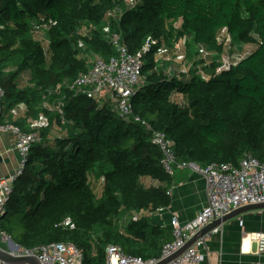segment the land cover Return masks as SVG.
Returning <instances> with one entry per match:
<instances>
[{
    "label": "trees",
    "instance_id": "trees-1",
    "mask_svg": "<svg viewBox=\"0 0 264 264\" xmlns=\"http://www.w3.org/2000/svg\"><path fill=\"white\" fill-rule=\"evenodd\" d=\"M115 5L121 14L111 29L121 33L130 53L148 36L167 47L188 38L189 61L192 46L209 53L206 60L193 59L188 74L169 76L175 63H156L153 47L143 58L131 113L123 116L115 102L69 87L87 71L91 54H115L102 31ZM41 18L53 22L46 53L31 33ZM222 28L233 43L255 47L215 73ZM58 85L59 93L49 94ZM0 87L5 115L17 104L26 106L24 117L14 121L22 130H29L28 119L48 120L13 184L0 231L27 249L72 242L82 264H106L109 244L127 255L158 258L173 234L151 216L169 206L172 176L160 165L152 130L174 141L178 160L201 167H237L245 153L264 163V0H137L133 7L124 0H0ZM44 101H61L63 119L42 108ZM54 124L61 133L51 135ZM67 217L74 228L62 225Z\"/></svg>",
    "mask_w": 264,
    "mask_h": 264
},
{
    "label": "built area",
    "instance_id": "built-area-1",
    "mask_svg": "<svg viewBox=\"0 0 264 264\" xmlns=\"http://www.w3.org/2000/svg\"><path fill=\"white\" fill-rule=\"evenodd\" d=\"M136 1L124 0V3L133 7ZM120 14V6L115 5L106 13L105 24L102 29L105 38L114 47L115 54L109 58H104L99 54H91L87 71L80 73L69 87L76 94L88 93L98 102L104 100L115 102L119 114L123 116L131 113V98L143 82V58L153 47H156L154 52L156 63L164 61L175 63V66L172 64L174 67L169 65L167 69L169 76H177L180 73L188 74L190 65L184 61L185 37L174 40L172 46L167 47L165 42H159L158 39L148 36L139 51L130 53L123 43L121 33L111 29L112 20H118ZM52 23L51 20L46 22L41 18L31 24L32 37L40 42L45 53L49 48L46 31ZM179 24L180 20L174 22L175 27ZM85 27L82 26L79 31L85 30ZM216 39L222 46V52L217 60L219 64L215 73L235 65L250 51L251 45H254L238 43V46H246L248 49L235 51L237 45L232 42V38L225 28L217 31ZM197 49V58L206 60L208 51L199 44ZM59 91L60 86L58 85L54 90H49V94L59 93ZM4 96L5 91L0 87V119L4 117L3 122H0V130L13 133L18 161L14 171L0 178V217L7 212L6 204L12 193L13 184L26 166L31 146L40 140L39 129L48 124L47 118L40 115L36 119H28L27 127L29 130H22L14 121L24 117L26 106L20 103L10 109L9 117H5ZM42 108L59 113L63 119L61 101L55 105H50L48 101H44ZM135 120L140 121L138 117ZM141 122L145 124L144 121ZM150 141L161 151L160 165L165 173L173 176L176 170L189 169L204 178L206 204L194 218L185 223H181L176 216L171 217L169 227L172 230L173 240L163 246L158 258L143 259L138 256L127 255L120 246L109 244L105 248L106 264H155L159 259L169 256L182 247L185 241L214 219L221 218L241 206L264 203V163L256 159L251 153H245L237 167L225 163H210L201 167L193 162L178 160L175 155L174 141L168 138L164 132L152 130ZM167 194H171L170 189ZM62 225L74 228V223L69 217L62 222ZM220 229L221 227L217 226L210 234L220 233ZM207 236L197 240L166 264H200L203 258L200 247L205 243ZM250 236L256 242V253L264 256V232H254ZM0 238L2 242L7 243L8 249L12 247L11 242L13 240L9 234L0 231ZM11 250L16 255L35 256L40 264H82L83 261L82 252L72 242H51L31 249L19 246L17 249Z\"/></svg>",
    "mask_w": 264,
    "mask_h": 264
},
{
    "label": "crops",
    "instance_id": "crops-1",
    "mask_svg": "<svg viewBox=\"0 0 264 264\" xmlns=\"http://www.w3.org/2000/svg\"><path fill=\"white\" fill-rule=\"evenodd\" d=\"M254 47L251 45V49ZM9 116L8 112L5 117ZM51 135H54L53 132ZM14 144L13 133L0 130V178L17 167L18 155ZM170 190L169 206L151 216L152 222L157 225L168 227L173 216L185 223L206 204L205 180L189 169L174 172ZM220 227V233L208 235L200 247L203 255L200 264H264V256L256 253V242L250 236L254 232H264V209L245 212ZM245 241L247 250H244Z\"/></svg>",
    "mask_w": 264,
    "mask_h": 264
},
{
    "label": "water",
    "instance_id": "water-1",
    "mask_svg": "<svg viewBox=\"0 0 264 264\" xmlns=\"http://www.w3.org/2000/svg\"><path fill=\"white\" fill-rule=\"evenodd\" d=\"M264 209V203L257 204H249L245 206L238 207L237 209L232 210L231 212L225 214L221 218L214 219L206 226L197 231L194 235H192L187 241H185L184 245L180 247L178 250L173 252L167 257L159 259L155 264H166L177 257L180 253H182L185 249L193 245L197 240L203 238L206 235H209L210 232L217 226L249 211ZM12 247L4 249L0 246V263L2 264H40L39 260L35 256H26V255H16L12 252L11 249H17L19 245L14 241L11 242Z\"/></svg>",
    "mask_w": 264,
    "mask_h": 264
},
{
    "label": "rangeland",
    "instance_id": "rangeland-1",
    "mask_svg": "<svg viewBox=\"0 0 264 264\" xmlns=\"http://www.w3.org/2000/svg\"><path fill=\"white\" fill-rule=\"evenodd\" d=\"M188 38L186 39V42H187V44H186V49H185V52H184V61H185V63H188V65H189V63L190 62H192L193 61V59H195V60H197L196 58H197V52H198V49H197V46H192V48H193V52H192V60L191 61H189L188 60V58L186 57L187 55H188V53H189V46H188ZM235 45H237L236 46V48H235V51L236 50H239V51H242V50H246V49H248L246 46H238V43H236ZM196 48V50H197V52H196V50H195V48ZM215 56V54L212 56V57H214ZM211 57V58H212ZM52 132H53V134H59V133H61L60 132V129H59V127H57L56 126V124H54V127L52 128ZM98 189V188H97ZM0 246L2 247V248H4V249H7L8 248V245H7V243H5V242H1V238H0Z\"/></svg>",
    "mask_w": 264,
    "mask_h": 264
},
{
    "label": "bare ground",
    "instance_id": "bare-ground-1",
    "mask_svg": "<svg viewBox=\"0 0 264 264\" xmlns=\"http://www.w3.org/2000/svg\"><path fill=\"white\" fill-rule=\"evenodd\" d=\"M247 241H245V245H244V250H247V245H246Z\"/></svg>",
    "mask_w": 264,
    "mask_h": 264
}]
</instances>
